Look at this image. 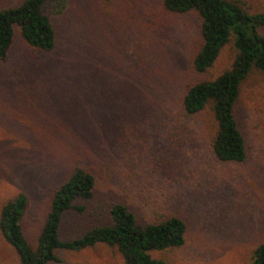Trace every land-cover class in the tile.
<instances>
[{"label":"rangeland","instance_id":"obj_1","mask_svg":"<svg viewBox=\"0 0 264 264\" xmlns=\"http://www.w3.org/2000/svg\"><path fill=\"white\" fill-rule=\"evenodd\" d=\"M21 1L0 0V9ZM231 1L250 13L264 8V0ZM50 19V53H33L16 37L0 62V209L26 196L21 229L30 248L52 190L83 164L95 178L93 196L76 202L82 214L62 215L61 238L89 229L94 205L105 221L120 202L138 223L160 213L184 221V245L156 255L166 264H248L264 241L263 76L249 74L236 103L244 162L214 160L208 111L179 122L186 87L229 68L233 37L198 74L190 64L200 43L194 13H165L159 0H66ZM57 256L59 264H123L103 245ZM0 264H19L1 235Z\"/></svg>","mask_w":264,"mask_h":264},{"label":"trees","instance_id":"obj_2","mask_svg":"<svg viewBox=\"0 0 264 264\" xmlns=\"http://www.w3.org/2000/svg\"><path fill=\"white\" fill-rule=\"evenodd\" d=\"M66 0H22L16 6L0 9V62L7 59L17 37L33 53H50L56 31L51 17L62 12ZM169 14L194 13L199 20L200 43L191 57V68L201 74L209 69L221 48L233 37L236 54L228 69L209 81L186 87L180 98L182 124L204 111L210 114L213 135L210 152L219 163L239 164L246 160V140L238 128L236 103L243 81L252 72L264 78V8L250 13L231 0H159ZM95 178L89 167L73 164L49 199L48 211L31 249L26 242L21 218L26 196L16 194L0 209V235L14 251L19 264H59L57 251L78 252L103 245L114 249L123 264H166L157 254L180 249L185 242V223L177 215L159 214L138 223L126 205L114 202L100 220V205L93 206L94 224L75 238L59 236L61 217L66 211L82 214L83 205L93 196ZM248 264H264V241L250 253Z\"/></svg>","mask_w":264,"mask_h":264}]
</instances>
